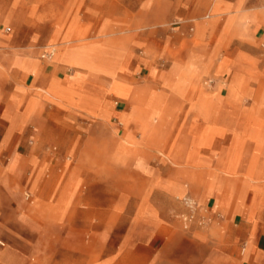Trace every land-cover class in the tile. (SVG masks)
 <instances>
[{
    "label": "rangeland",
    "instance_id": "rangeland-1",
    "mask_svg": "<svg viewBox=\"0 0 264 264\" xmlns=\"http://www.w3.org/2000/svg\"><path fill=\"white\" fill-rule=\"evenodd\" d=\"M261 2L0 0V264H194L195 226L241 232L264 199Z\"/></svg>",
    "mask_w": 264,
    "mask_h": 264
},
{
    "label": "crops",
    "instance_id": "crops-1",
    "mask_svg": "<svg viewBox=\"0 0 264 264\" xmlns=\"http://www.w3.org/2000/svg\"><path fill=\"white\" fill-rule=\"evenodd\" d=\"M258 2V5L262 4L261 0H255ZM250 2V0H222L221 5L223 7H229L230 11H234L236 10L238 7H240L241 9H246L247 4ZM246 7V8H245ZM223 15V14H222ZM253 22H258V20L254 19ZM263 23V22H262ZM255 32L256 30L253 29V31L251 33H249V36H251L253 39L255 37ZM2 39V38H0ZM237 39V42H245V39ZM252 42V41H250ZM8 51H10L9 53H7L6 55L9 56L10 60H14V57L16 58V60H18L19 57L22 56L23 51L25 49H17L13 46H8L6 48ZM3 58V56L1 57V59ZM6 62L8 63V61L6 60ZM78 63L80 67L85 68L87 71H92L93 69H95V66L86 58L83 57H79L78 58ZM29 66L34 65L33 63H28ZM217 64L214 65V67H216ZM34 66L37 67V64H35ZM41 68V67H40ZM42 71V69H41ZM43 72V71H42ZM44 74V72H43ZM45 76V75H44ZM34 81V80H33ZM36 85L37 86H43L44 85V81L43 80H38L36 81ZM86 86V85H85ZM84 86V87H85ZM83 87V86H82ZM83 87V88H84ZM88 89L90 91H92L93 93H96L98 95H100L101 90L99 88H97V86H89ZM112 95V94H110ZM109 96V95H108ZM107 96V97H108ZM106 97V98H107ZM11 98H8L6 101V107H7V103L10 101ZM165 98L163 96H157L155 98V104L156 105H162V103L164 102ZM39 105H52V106H57L54 103H50L48 101H44L42 99L39 100ZM200 102L201 104H199L200 109H202L205 114L208 115L209 119L210 117L214 114L215 112V106L213 105V98L210 99V97L207 94H203L202 97L200 98ZM24 106V104H23ZM60 107V106H57ZM205 107V108H203ZM64 108V107H63ZM211 125H213V122H211ZM7 130V129H6ZM38 132L37 128H35L34 133ZM6 133V132H5ZM3 143L1 144L2 148ZM195 145V139H194V144H193V148ZM111 146L115 149H118L120 152H122L125 155H131L133 152L131 150H129L128 148H126L125 146H123L120 142L118 141H111ZM205 151V154H201V156H203L206 159H209V155L213 152V150L211 149H206L203 148L201 149V152ZM177 161H184L186 162V160H183L182 158L180 160L176 159ZM236 175L233 174H229L227 173V182L229 184H235V181L233 180L234 177ZM190 182L194 185H196V180L190 176ZM253 184H258L259 179H253L252 180ZM182 183L177 181L173 184V187H178V190H181L180 194L183 193H187V195L190 194V190H189V186L185 185V187L180 186ZM264 184V183H263ZM232 185V186H233ZM177 189V188H176ZM203 196V191L201 192V194H199L197 197L198 201L201 200V197ZM215 196V195H213ZM205 197H207L206 195H204V199ZM216 197V196H215ZM186 201H188L189 205H194V199L191 198H186ZM222 202V201H221ZM220 202L219 205L216 204V200H215V204L213 207V212L215 211H222V213H224L225 215L228 214V211L230 210L231 207H227V208H220V205H222ZM251 204L252 209L247 208L248 205ZM202 209L204 211H209L210 206L209 203L207 202H202ZM246 209H245V214L244 217L241 218V223H240V229L241 232L237 231L233 224H231V226L228 228V230L226 231L225 235H221L220 233H218V228L219 226L216 224H212V226L208 227V228H200L198 226H195L193 228L192 233L190 234L191 237V242L192 244L195 245L194 252L196 251V255H195V259L194 264H239L241 262V260L244 259H249L251 256H254L256 262L255 264H264V224L262 221H259V219L261 218L260 216L263 215L264 216V199L260 198L258 193L256 192V190L252 191V197L250 202L248 203ZM262 208V210H261ZM178 210L180 211H185V208L183 206L177 207ZM261 210V211H260ZM255 213V214H254ZM251 216H254V219H251ZM226 222V220H225ZM218 226V227H217ZM214 234L218 235L217 239H214L213 236H215ZM219 235H221V238L219 237ZM243 240H246V242H250L252 245V249L251 251H249V255L245 256L244 252L242 250V254L240 255L239 253V246L241 244V242ZM246 252V250H244Z\"/></svg>",
    "mask_w": 264,
    "mask_h": 264
},
{
    "label": "bare ground",
    "instance_id": "bare-ground-1",
    "mask_svg": "<svg viewBox=\"0 0 264 264\" xmlns=\"http://www.w3.org/2000/svg\"><path fill=\"white\" fill-rule=\"evenodd\" d=\"M50 55L52 56V53H50ZM186 202H187L186 204L188 205V201H186ZM194 205H195V204H194ZM194 205H189V207H190V208H194V207H195ZM0 243L4 244L2 241H0Z\"/></svg>",
    "mask_w": 264,
    "mask_h": 264
}]
</instances>
